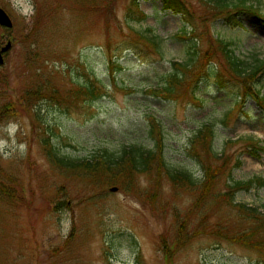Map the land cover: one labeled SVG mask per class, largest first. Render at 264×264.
Here are the masks:
<instances>
[{
	"label": "rangeland",
	"instance_id": "374dc122",
	"mask_svg": "<svg viewBox=\"0 0 264 264\" xmlns=\"http://www.w3.org/2000/svg\"><path fill=\"white\" fill-rule=\"evenodd\" d=\"M180 1L191 22L164 0H0L14 21L0 26V48L12 41L0 66V182L12 194L0 192V264H264V231L237 237L259 225L253 212L221 196L232 180L264 178V109L245 86L264 94V70L235 76L217 43L249 65L264 60V18L239 11L232 21L210 0ZM246 4L264 14V0ZM177 61L195 63L174 97L156 96ZM91 84L97 97L83 91ZM205 124L221 159L192 147ZM158 130L173 168L199 178L223 161L231 168L190 187L157 163L113 179L49 154L82 162L150 149ZM234 196L263 209L264 186Z\"/></svg>",
	"mask_w": 264,
	"mask_h": 264
},
{
	"label": "trees",
	"instance_id": "16d2710c",
	"mask_svg": "<svg viewBox=\"0 0 264 264\" xmlns=\"http://www.w3.org/2000/svg\"><path fill=\"white\" fill-rule=\"evenodd\" d=\"M209 3H211L213 6H215V8L219 10V13L222 17L231 19L232 21L235 19L234 16L237 15V13L240 14V12H251L264 18V14H262L260 8L258 6H255L254 4H246L247 0H210ZM164 7L167 9H173L176 12H181L186 20L188 22H191L188 7H186V5L183 4L180 0H164ZM193 33V29H191V31L185 29V32L182 33V36H191L193 35ZM28 37L29 35L27 34L25 36V39H28ZM147 39L150 43H156L155 38L147 37ZM217 43L224 53L227 67L235 76L242 77V80L247 81L255 78L257 74L261 73L264 70V60L256 59V63L249 65L247 61L241 59L234 53V49L231 48L230 42L224 41L221 38H217ZM194 63L195 62H174L172 64L171 71L165 77L164 83L160 86L152 88L153 93L156 96H161L164 98L171 99L172 97H174L175 91L178 87H181L183 85L186 79V75L188 71H190ZM111 64H115L113 60L111 61ZM219 74L220 76H222L220 72H216V75L218 77H220ZM199 76L200 72L199 75H196L194 85L195 88L197 87L196 83L200 79ZM245 86L252 91L251 95L249 94L248 96L254 95L256 98V102L264 109V94L261 92V90L257 89L253 92L254 88L252 87V85L248 84ZM83 88V91L86 93V95L97 97L94 90L95 86H93L92 84L85 85ZM80 92L77 91V93ZM36 93V95L44 96V92L41 89H38V92ZM28 95L24 99L26 106L33 104L32 101L36 99L35 97L30 99L31 97H29ZM242 95L245 99L248 97L246 94ZM13 101H11V104L15 105ZM2 110L6 114H8V111H10L11 109L10 106H4ZM15 114L16 111L13 110L11 115L14 116ZM153 126L154 123L150 126V133L152 136ZM197 133L198 136H196L192 141V147L195 148L196 143H199L209 151V155L212 158L221 159V156L223 154L221 153V155H219L218 152L214 149V129L209 124H205ZM157 136L158 138H155V146L153 148L146 149L139 144H133L125 147L119 155L114 154L113 152L105 151L103 155L97 158L85 159L82 162H76L73 159H69L65 156H60L54 146L50 147L49 154L51 155V158L61 166L72 168L79 166L83 167L89 173H99L101 175L105 174L109 177H112L113 179L121 176H133L136 172H148L152 168L154 163H157L160 170L167 175V177L172 181L173 184H180L181 186L190 187H195L199 181H205V184H207L209 181H211L212 178H215L217 176V173H219L220 171H225L227 167L228 169L231 168V166H228L227 162L225 161H223L221 164H218L214 169L210 166L211 171L206 170V167H204L201 178L196 177L193 172L189 170H177L168 163L164 156V137L159 130ZM257 141L259 140H256V143ZM256 143L254 144L256 145ZM262 148L264 149V147ZM224 160L228 161V159L226 158ZM255 186H264V178L261 176H254L249 179L232 180L229 185L230 190L226 193L221 194L222 197L231 199L234 205H239L240 208L242 207V209H247V211L253 212L254 218H251L257 221L259 224L255 228L244 231V233L243 231L239 233V236L237 235L238 239L241 235L243 236V238H245L247 236H250L252 232L255 234L260 229L264 231V204L262 205L263 209H261L259 206H247L244 203L236 202L234 200V195H236V193L243 190H249L250 188ZM0 192H2L6 196L12 197L11 190L7 188V186H5L3 182H0ZM261 217L263 219H260ZM237 237H235V239H237ZM256 243L257 248L262 247V245L264 244V242L259 240ZM164 250L167 251V248H165ZM169 250L171 251V248Z\"/></svg>",
	"mask_w": 264,
	"mask_h": 264
},
{
	"label": "water",
	"instance_id": "95a60500",
	"mask_svg": "<svg viewBox=\"0 0 264 264\" xmlns=\"http://www.w3.org/2000/svg\"><path fill=\"white\" fill-rule=\"evenodd\" d=\"M0 25L7 27V28H12L13 27V20L10 17V15L7 13V11L0 7ZM12 46V42L11 40H9L7 42V44L5 46H3V48L1 49L0 52V66L4 63V56L3 53L6 52L7 50L10 49V47ZM112 191H117L118 187H113L111 188Z\"/></svg>",
	"mask_w": 264,
	"mask_h": 264
}]
</instances>
